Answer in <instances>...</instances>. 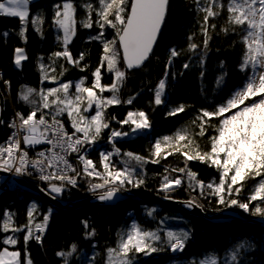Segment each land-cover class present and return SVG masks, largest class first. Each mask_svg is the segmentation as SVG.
Here are the masks:
<instances>
[{
	"label": "snow or ice",
	"instance_id": "1",
	"mask_svg": "<svg viewBox=\"0 0 264 264\" xmlns=\"http://www.w3.org/2000/svg\"><path fill=\"white\" fill-rule=\"evenodd\" d=\"M34 2L2 0L0 17L18 18L20 28L16 35L24 43H27L29 27L41 39L44 38L45 25L56 33L57 45L62 50L54 51L48 58L50 63H40L38 68L41 83L47 81L58 86L37 91L21 85L17 101L23 102L30 110L27 113L16 111L9 122L0 119V126L6 124L12 130L7 139L0 142V174L30 177L38 182L39 191L52 200L60 199L70 189H79L83 182L95 199L111 204L119 198L118 193L145 185V164H158L161 159L179 153L184 157V166H166L161 176L157 194H162L163 199H174L172 193L183 189L190 193L189 199L183 202L189 209L205 210L200 200L207 199L211 204L210 198H214L217 205L238 208L264 222V0H195L197 12L204 13L200 22L202 48L189 35L186 51L196 53L199 50L196 63L201 69L200 76H205V57L210 48L211 32L217 28L212 21L224 16L225 25L219 31L236 36L238 39L233 41V45H242L236 70L243 76V83L214 109H199V114L192 121L193 124L199 122L197 135L201 137L209 127H213L215 134L208 138L210 147L207 150L200 147L187 128H181L172 135L155 138L149 145L147 157L132 151L122 152L117 141L147 136L153 129L150 115L144 110H129L123 120L116 121L120 129H115L110 125L107 110L116 105L133 104L136 96L122 100L121 88L127 74L142 68L153 55L170 9V0H60L52 5L50 23L42 11L31 14L30 5ZM80 29H98L87 39L98 42L102 48L99 64L91 73L90 86L86 84V77L74 84L59 80L68 70L63 63L59 65L58 76L50 75V72H56L55 65L59 60L79 68L81 72L88 68L87 64H81L86 53L82 51L79 57H74L69 47ZM109 29L113 32L111 39L107 35ZM10 35L6 30L0 33V39L6 40ZM181 55L182 50L169 49L164 77L151 89V103L156 107L169 104L167 78L175 80L177 74L171 66ZM27 59L25 48L14 49L13 64L17 69L22 68V62ZM192 66L183 63L182 68L187 70ZM218 67L220 75L216 84L222 87L227 72L223 61ZM102 69L111 74V84L101 83ZM2 83L4 90L0 92V102L6 105L11 82L2 80ZM105 92L111 95L105 96ZM185 110L186 106L181 104L169 107L165 115L176 116ZM65 114L71 130L61 119ZM111 120H116V117L111 116ZM126 125L128 128L124 130ZM106 129L110 150L100 151L97 163L89 158V152L98 146ZM37 146H42V150H36ZM191 161L214 168L218 177L204 182L190 167ZM173 172L177 175H170ZM245 190L248 193L246 198L240 199ZM52 212L51 208L42 212L39 202L32 199L26 209L27 223L17 226L14 223L16 213L5 209L0 216V264H34L29 243L33 240L37 244L43 243ZM154 212L155 209H148L145 214L155 221ZM38 217H42L39 222ZM165 219L160 220L156 230L147 229L133 220L118 233L116 246L106 249V264H134L141 254L147 257L161 252L184 253L191 229H166L163 227ZM81 223L85 239L91 240L96 235L95 229L87 220ZM21 233L22 250L17 247ZM251 247L248 240L237 243L227 253L223 264H243L241 253ZM77 250L73 243L67 250L57 251L56 256L61 259V264H70V258ZM84 262L88 264L89 258L84 257ZM190 264L218 262L215 255H210Z\"/></svg>",
	"mask_w": 264,
	"mask_h": 264
},
{
	"label": "trees",
	"instance_id": "2",
	"mask_svg": "<svg viewBox=\"0 0 264 264\" xmlns=\"http://www.w3.org/2000/svg\"><path fill=\"white\" fill-rule=\"evenodd\" d=\"M2 1V0H0ZM60 0H35L30 5L31 14L43 12L50 23L52 14V5ZM95 2V0H94ZM82 14V10H81ZM204 13L197 12L195 0H170V9L166 21L162 27L157 44L154 48L153 55L147 63L138 70L130 71L127 79L121 88L120 98L126 100L129 96H136L132 105H116L110 107L109 113L110 125L112 128L120 129L117 120H123L129 110H144L150 115L153 121V129L147 136L126 138L117 141V146L121 151H132L147 157L149 155V145L155 138L165 135H172L177 129L187 128L191 137L204 150L210 145L208 138L214 135L213 127H209L203 137L197 135L200 129L199 122L195 124L192 121L199 114L201 108L212 110L216 106L224 103L229 96L237 90L243 83V76L236 70L240 60L242 45L233 41L238 38L232 34L225 35L219 29L225 25L224 16L216 18L217 28L211 32L210 48L205 57V76H200L201 69L197 66L199 60V50L196 53L187 52L188 36L192 35L194 42L202 48L203 37L200 33V22ZM20 23L18 18L0 17V33L10 31L11 35L6 39H0V77L2 80L11 82V89L7 93V103L4 105V121L9 122L11 115L16 111L27 113L30 109L23 102L17 101V93L21 91V85L32 87L39 91L41 88H50L58 86L57 84L41 83V72L38 68L40 63L49 64L48 58L54 51L62 50L57 45L56 33L45 25L44 38L28 28L26 33L27 43H24L16 33L19 31ZM98 29H80L78 36L70 44V51L74 57H79L83 51L86 53L85 59L81 64H87L88 68L81 72L79 68L67 65L65 61H57L56 72H50V75H59V65L65 64L68 69L59 80L64 82L71 81L73 84L82 77H86V84L90 86L92 81V71L98 66L102 48L98 42L88 41V36L94 34ZM108 38L111 39L113 32L108 30ZM16 47H23L29 59L22 62V68L17 69L13 64V53ZM176 48L182 50V55L173 62L172 70L176 72V78L173 80L168 77V106L156 107L153 101V92L159 79L164 77L165 64L169 57V49ZM191 57V59L189 58ZM41 58H43L41 60ZM223 61L227 76L225 84L217 87L216 79L220 75L219 64ZM183 63H189L193 66L190 69L183 70ZM183 71V75H180ZM0 80V90L3 92L4 86ZM101 83L109 85L112 83L111 74L102 69ZM72 91V90H71ZM105 96L111 93L105 92ZM38 100L39 97H36ZM185 105L186 110L178 113L176 116H167L165 113L169 107ZM155 109V110H153ZM115 116L116 120H111ZM66 126L67 115L61 117ZM128 126H124L127 130ZM9 128L6 124L0 135L2 141L8 134ZM107 132L102 137L99 145H108ZM172 151V149H166ZM89 158H93L92 154ZM184 157L179 153H174L161 159L158 164H145L144 175L146 178L145 185L140 189H133L130 192L122 194L129 199H125L115 206H88L74 211H64L55 209L45 204L39 197L18 190L13 192L5 190L0 192V216L5 209L16 213L14 223L19 226L27 223L26 209L32 199H36L41 211L48 208L53 209L49 225L43 237V243L37 244L34 240L29 243V251L34 264H61V259L56 256V252L67 250L68 246L75 243L77 252L70 258V264H85L84 257L89 258L88 264H106V249L115 247L118 241V233L126 229L133 220L140 223L143 227L156 230L162 218L163 227L170 230L180 231L191 229V237L186 246L185 252L172 254L170 252L154 253L151 256L139 255L134 264H190L192 261L204 259L206 256L215 255L218 264H223L227 253L242 240H248L252 247L241 253L240 260L243 264H264V225L255 222H249L251 217L238 208H227L223 205H217L214 198L209 204L207 199H201L205 214L217 213L220 211H236L244 221L234 219L225 223H211L206 219L188 214L187 212L177 209L166 203L162 194H157L160 186L161 176L165 173V167H183ZM190 167L198 175V178L204 182H209L218 177L214 168H209L198 161L189 162ZM119 166V165H118ZM102 170V169H100ZM176 176L177 173H170ZM249 183H252L251 181ZM87 185L81 182L79 189H72L68 195H64L66 200H77L85 196ZM247 190L241 193L240 199H245ZM196 195V193H191ZM173 201H186L190 193L183 189H177L172 193ZM155 209L154 215L156 220L146 216V210ZM42 219L38 217L37 221ZM87 220L92 228L95 229L96 235L91 239H85V229L82 221ZM23 233L20 234V244L17 246L23 249ZM94 245V247H93Z\"/></svg>",
	"mask_w": 264,
	"mask_h": 264
},
{
	"label": "water",
	"instance_id": "3",
	"mask_svg": "<svg viewBox=\"0 0 264 264\" xmlns=\"http://www.w3.org/2000/svg\"><path fill=\"white\" fill-rule=\"evenodd\" d=\"M146 63H147V61L145 62V64ZM135 70H138V69H135ZM131 71H134V70H131ZM0 92H1V90H0ZM4 115H5L4 105L2 104V102H0V119L4 120ZM2 130H3V126H0V134H1ZM0 179H3L5 181V186H4L5 188L8 185L12 186L14 184L17 189L24 191L26 193H30L32 195H35V196L39 197V199H41L48 206L55 208V209H61V210L73 211V210L80 209V208H83L86 206H91V205L114 206L119 201H121L125 198L124 196H122L118 193L119 198L116 199L111 204H104V203L98 201L97 199H95L92 195H89L88 197H86L82 200H73V201L66 200L65 201L61 198L58 200H52L50 197L45 196L43 193H41L39 191V188L37 187L36 183L29 182V181H27L23 178H20V177H12L10 175H4V174H0ZM6 182H8V183H6ZM166 203L172 205L173 207H175L177 209L183 210V211L187 212L188 214L202 217L211 223H225V222H229V221L234 220V219H239V220L244 221V219L241 218L236 211H232V210H226V211H220L217 213L205 214L203 212V210H201V208H194V209L187 208L185 206V204L183 203V201L166 200ZM248 221L249 222H255V223L260 224V225H264V222L260 221L259 218L250 219Z\"/></svg>",
	"mask_w": 264,
	"mask_h": 264
},
{
	"label": "rangeland",
	"instance_id": "4",
	"mask_svg": "<svg viewBox=\"0 0 264 264\" xmlns=\"http://www.w3.org/2000/svg\"><path fill=\"white\" fill-rule=\"evenodd\" d=\"M0 2H2V1H0ZM55 87H56V85H55ZM72 91H74V88H72L71 89ZM92 112L94 113V109L92 110ZM12 118H13V116L12 117H10V119H9V121H11L12 120ZM67 128H68V130H71L70 129V126L68 127V126H66ZM3 131V130H2ZM11 129H9V131H8V134H7V136L8 135H10L11 134ZM2 133V132H1ZM1 135V134H0ZM7 136L2 140V141H4L5 139H7ZM2 141H0V142H2ZM105 145H102V146H100L99 144H98V146L96 147V148H94L93 150H91L90 152H89V154H92L93 155V157L96 159V160H98L99 161V152L100 151H106V150H110V146L109 145H107L106 147H104ZM39 149L40 150H42V146H39ZM34 153H32V155H33ZM70 159H72L71 157H70ZM91 159H93V158H91ZM94 160V159H93ZM102 171V170H101ZM20 178H23L24 179V177H20ZM2 182H4L5 183V181L3 180V179H0ZM0 181V182H1ZM31 182V181H30ZM34 183V182H33ZM8 188H6L7 190H10V188H11V185H8L7 186ZM17 189V188H16ZM19 189H17V191H18ZM72 189H70L67 193H64L63 195H62V197H61V199H63V200H65L66 201V199H64L63 198V196L64 195H68L69 193H70V191H71ZM3 191H5V190H1L0 192H3ZM12 191V190H11ZM120 195H122V196H124L125 198L123 199V200H125V199H129V197H126L125 195H123L122 193H119ZM89 195H91L88 191L86 192V194H85V196H83L82 198H80V199H77V200H82V199H84V198H86V197H88ZM123 200H121V201H123ZM70 201H72V200H70ZM121 201H119V202H121ZM118 202V203H119ZM2 203V202H1ZM0 203V204H1ZM91 206H101V205H91ZM115 206V205H114ZM86 207H88V206H86ZM102 207H108V206H102ZM61 210V209H60ZM76 210H78V209H76ZM64 211H68V210H64ZM74 211V210H73ZM195 216V215H194Z\"/></svg>",
	"mask_w": 264,
	"mask_h": 264
},
{
	"label": "built area",
	"instance_id": "5",
	"mask_svg": "<svg viewBox=\"0 0 264 264\" xmlns=\"http://www.w3.org/2000/svg\"><path fill=\"white\" fill-rule=\"evenodd\" d=\"M5 140H6V139H5ZM36 150H40V149H39V146H37V149H36ZM33 153H34V152H33ZM33 155H34V154H33ZM28 178L31 179V180H28ZM24 179H26V180H28V181H31V182H34V183H36V184L38 183L36 180H34V179L30 178V177H26V176H25ZM4 186H5V183L1 181V182H0V191H1V190H7L6 188H8V187L5 188ZM41 186H43V185H41ZM67 192H68V191H67ZM67 192H65V193H67Z\"/></svg>",
	"mask_w": 264,
	"mask_h": 264
},
{
	"label": "bare ground",
	"instance_id": "6",
	"mask_svg": "<svg viewBox=\"0 0 264 264\" xmlns=\"http://www.w3.org/2000/svg\"><path fill=\"white\" fill-rule=\"evenodd\" d=\"M12 116H14V114L11 115V117H12ZM25 180H26V179H25ZM28 180H31V179L28 178ZM28 180H27V181H28ZM0 181H1V180H0ZM29 182H30V181H29ZM6 183H8V182H6ZM10 190H12L13 192H16V191H17V189H16V187H15L14 184L11 186Z\"/></svg>",
	"mask_w": 264,
	"mask_h": 264
}]
</instances>
